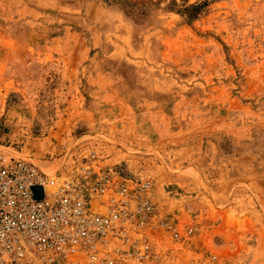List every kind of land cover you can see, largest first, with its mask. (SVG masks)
Masks as SVG:
<instances>
[{
	"label": "rangeland",
	"instance_id": "obj_1",
	"mask_svg": "<svg viewBox=\"0 0 264 264\" xmlns=\"http://www.w3.org/2000/svg\"><path fill=\"white\" fill-rule=\"evenodd\" d=\"M143 92L175 131L128 130ZM90 152L150 186L169 156L252 173L263 210L264 0H0V164Z\"/></svg>",
	"mask_w": 264,
	"mask_h": 264
},
{
	"label": "built area",
	"instance_id": "obj_2",
	"mask_svg": "<svg viewBox=\"0 0 264 264\" xmlns=\"http://www.w3.org/2000/svg\"><path fill=\"white\" fill-rule=\"evenodd\" d=\"M84 158L0 164V264H164L154 234L176 241L196 230L158 212L147 179L95 152Z\"/></svg>",
	"mask_w": 264,
	"mask_h": 264
},
{
	"label": "crops",
	"instance_id": "obj_3",
	"mask_svg": "<svg viewBox=\"0 0 264 264\" xmlns=\"http://www.w3.org/2000/svg\"><path fill=\"white\" fill-rule=\"evenodd\" d=\"M94 78L88 77L90 82ZM143 94L144 101L135 122L132 114L136 104L126 103L131 116L126 124L128 130L139 133L144 139L160 130L175 131L174 109L170 106L157 109L151 100L158 95ZM120 120L122 124L125 121ZM138 146L147 148L143 141H139ZM165 146L171 152L167 154L179 150L172 145ZM184 149L188 152L186 147ZM139 151L146 152L145 149ZM157 168L160 179H151L149 195L158 212L170 213L181 226L196 227L190 236L176 241L160 232L154 234L153 249L164 264H264V208L259 209L252 197L256 190L251 186V179L256 176L208 172L191 157L169 156L167 162H159Z\"/></svg>",
	"mask_w": 264,
	"mask_h": 264
},
{
	"label": "trees",
	"instance_id": "obj_4",
	"mask_svg": "<svg viewBox=\"0 0 264 264\" xmlns=\"http://www.w3.org/2000/svg\"><path fill=\"white\" fill-rule=\"evenodd\" d=\"M200 9V6L198 4H192L189 5L185 11L188 13V16L195 17V15L198 13V10Z\"/></svg>",
	"mask_w": 264,
	"mask_h": 264
}]
</instances>
